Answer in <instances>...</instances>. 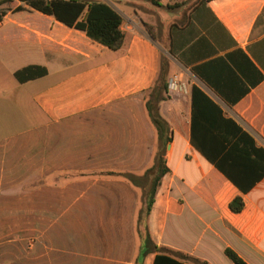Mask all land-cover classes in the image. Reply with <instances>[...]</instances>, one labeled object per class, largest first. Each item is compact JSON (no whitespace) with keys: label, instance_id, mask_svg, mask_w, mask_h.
Returning <instances> with one entry per match:
<instances>
[{"label":"crops","instance_id":"obj_1","mask_svg":"<svg viewBox=\"0 0 264 264\" xmlns=\"http://www.w3.org/2000/svg\"><path fill=\"white\" fill-rule=\"evenodd\" d=\"M103 1L122 18L117 51L28 8L0 23L26 49L0 42V264H136L141 191L118 174L152 163L144 102L161 59L172 133L152 242L191 264H232L225 249L264 264V177L242 193L190 144L196 87L264 149V0ZM29 65L47 73L21 84Z\"/></svg>","mask_w":264,"mask_h":264},{"label":"trees","instance_id":"obj_2","mask_svg":"<svg viewBox=\"0 0 264 264\" xmlns=\"http://www.w3.org/2000/svg\"><path fill=\"white\" fill-rule=\"evenodd\" d=\"M14 3L16 5L12 9L8 8ZM25 8L51 16L68 28L82 31L90 41L111 51L119 50L123 44L124 34L120 29L122 18L103 0H0V21L8 12ZM46 73L44 67L29 65L14 72L13 76L22 84L43 77ZM166 76L167 62L161 59L158 74L144 102L148 120L157 134L152 163L141 176L118 174L140 189L145 204L143 213L146 219H141L140 211L136 226L140 235L136 264H142L145 256L152 253L155 254L152 264L196 262L185 255H180L181 260L168 255L152 242L147 228V219L160 182L169 173L165 155L171 143L172 130L159 113L160 103L167 101L170 95ZM190 144L242 193L249 191L264 177V149L257 147L254 139L234 121L225 118L220 108L196 87L191 89ZM229 209L239 213L243 209L242 198L235 197L229 203ZM224 254L232 264H246L230 249H225Z\"/></svg>","mask_w":264,"mask_h":264},{"label":"rangeland","instance_id":"obj_3","mask_svg":"<svg viewBox=\"0 0 264 264\" xmlns=\"http://www.w3.org/2000/svg\"><path fill=\"white\" fill-rule=\"evenodd\" d=\"M15 5H16V3L12 4V6H10L8 8L12 9ZM12 13H14V12H11L10 11L7 14H5L4 17L7 16V15H9V14L11 15ZM3 18H2V20H3ZM2 20L0 21V23L2 22ZM16 35L15 34L14 35L12 34V31H11L10 28H3V29L0 30V42H2V43H8V44L13 43L15 45L14 46L15 47L14 50H15L20 45V43L16 39ZM18 52H19V55L20 56H23L24 53L26 52V49L25 48L23 49L22 46H19L18 47ZM12 83H16L15 80H12ZM156 147H157V145H156ZM142 204H143V207H141V210H140L141 211V216L140 217H141L142 220H145L146 219L145 218V214L143 213V209H144L145 204L143 203V201H142Z\"/></svg>","mask_w":264,"mask_h":264},{"label":"built area","instance_id":"obj_4","mask_svg":"<svg viewBox=\"0 0 264 264\" xmlns=\"http://www.w3.org/2000/svg\"><path fill=\"white\" fill-rule=\"evenodd\" d=\"M169 88H170V89L175 88L174 84H173V83H170V84H169Z\"/></svg>","mask_w":264,"mask_h":264}]
</instances>
